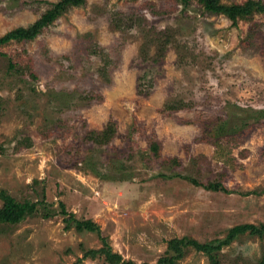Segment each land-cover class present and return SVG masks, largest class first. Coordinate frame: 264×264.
Returning a JSON list of instances; mask_svg holds the SVG:
<instances>
[{"label": "rangeland", "instance_id": "rangeland-1", "mask_svg": "<svg viewBox=\"0 0 264 264\" xmlns=\"http://www.w3.org/2000/svg\"><path fill=\"white\" fill-rule=\"evenodd\" d=\"M60 1L0 0V37ZM203 1L85 0L0 45V188L37 204L0 224V264H111L89 254L103 238L156 264L172 240L264 225V14L234 22ZM212 260L264 264V235L175 264Z\"/></svg>", "mask_w": 264, "mask_h": 264}, {"label": "trees", "instance_id": "trees-1", "mask_svg": "<svg viewBox=\"0 0 264 264\" xmlns=\"http://www.w3.org/2000/svg\"><path fill=\"white\" fill-rule=\"evenodd\" d=\"M85 0H61L57 4L53 5V9L47 11L45 15L41 17L32 27L30 28H18L7 33L4 37H0V45H5L11 41H32L34 40L42 30H44L51 23V18L60 15V12L67 7H75L81 5ZM187 0H182L186 4ZM204 8L207 12L215 14H224L230 17L234 22L240 17H248L253 13L258 12L264 14V6L255 1L249 0L246 3L238 4L234 3L231 5L219 4V0H205ZM4 53L0 52V55ZM13 63H9V68H13ZM155 146V145H154ZM158 151L159 148L154 147ZM159 152V151H158ZM0 200L3 202V206L0 209V224H19L25 221L29 216L36 212L37 204L32 203V201L20 202L16 200L10 193L6 190L0 188ZM62 213H66L64 206L62 205ZM69 222L73 221L77 223V226L81 229H85L89 232H96L101 234L100 228L96 223L91 220L77 221L74 217L70 216ZM68 222V223H69ZM69 225V224H68ZM250 232L251 234L264 235V225L258 227L251 224L238 225L234 227L228 234L226 240L218 241V245L215 244H201L200 242L192 239H175L168 243L170 257L161 258L156 264H175V262L180 259L187 247L193 246L197 250L209 254L213 257L215 251L220 250L223 246L229 245L238 235ZM105 248L101 249L99 252L89 251L90 255H95L97 253H105L107 261L111 264H135L134 262H125L120 255H114L111 253L110 247L105 238H103ZM214 261V260H212ZM214 264H219L216 260Z\"/></svg>", "mask_w": 264, "mask_h": 264}]
</instances>
